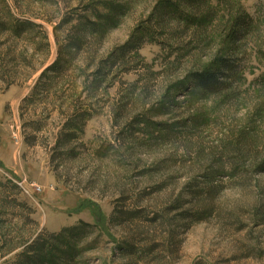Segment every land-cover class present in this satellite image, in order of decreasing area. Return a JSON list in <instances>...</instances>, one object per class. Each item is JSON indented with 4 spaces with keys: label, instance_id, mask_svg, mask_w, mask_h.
Instances as JSON below:
<instances>
[{
    "label": "rangeland",
    "instance_id": "rangeland-1",
    "mask_svg": "<svg viewBox=\"0 0 264 264\" xmlns=\"http://www.w3.org/2000/svg\"><path fill=\"white\" fill-rule=\"evenodd\" d=\"M0 162V264H264V0H0Z\"/></svg>",
    "mask_w": 264,
    "mask_h": 264
},
{
    "label": "trees",
    "instance_id": "trees-1",
    "mask_svg": "<svg viewBox=\"0 0 264 264\" xmlns=\"http://www.w3.org/2000/svg\"><path fill=\"white\" fill-rule=\"evenodd\" d=\"M253 24V17L246 11L240 12V14L234 20V28L232 32V40L237 41L243 35L247 34ZM240 64L235 62L232 58H218L213 67L207 68L203 71L195 72L193 74V80L196 86L203 92L209 94H216L229 89L233 83L242 79V71ZM0 165L2 163L0 162ZM46 240L38 238L34 243L30 244L28 251H35L40 256H29L26 254L22 260L23 264H36L37 261H45L46 256L42 254L46 249Z\"/></svg>",
    "mask_w": 264,
    "mask_h": 264
}]
</instances>
